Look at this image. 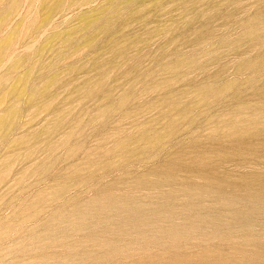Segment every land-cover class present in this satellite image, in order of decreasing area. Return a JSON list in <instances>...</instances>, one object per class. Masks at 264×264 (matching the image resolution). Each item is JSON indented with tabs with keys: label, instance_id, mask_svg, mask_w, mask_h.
<instances>
[{
	"label": "rangeland",
	"instance_id": "1",
	"mask_svg": "<svg viewBox=\"0 0 264 264\" xmlns=\"http://www.w3.org/2000/svg\"><path fill=\"white\" fill-rule=\"evenodd\" d=\"M0 264H264V0H0Z\"/></svg>",
	"mask_w": 264,
	"mask_h": 264
},
{
	"label": "bare ground",
	"instance_id": "2",
	"mask_svg": "<svg viewBox=\"0 0 264 264\" xmlns=\"http://www.w3.org/2000/svg\"><path fill=\"white\" fill-rule=\"evenodd\" d=\"M257 161V160H256Z\"/></svg>",
	"mask_w": 264,
	"mask_h": 264
}]
</instances>
